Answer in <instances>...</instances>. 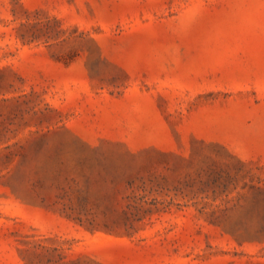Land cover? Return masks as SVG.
I'll return each instance as SVG.
<instances>
[{
	"label": "rangeland",
	"instance_id": "374dc122",
	"mask_svg": "<svg viewBox=\"0 0 264 264\" xmlns=\"http://www.w3.org/2000/svg\"><path fill=\"white\" fill-rule=\"evenodd\" d=\"M0 264H264V0H0Z\"/></svg>",
	"mask_w": 264,
	"mask_h": 264
}]
</instances>
